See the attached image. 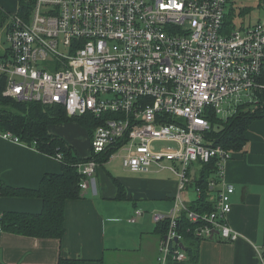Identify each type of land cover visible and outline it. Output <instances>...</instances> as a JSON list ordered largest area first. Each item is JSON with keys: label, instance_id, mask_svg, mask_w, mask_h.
Listing matches in <instances>:
<instances>
[{"label": "built area", "instance_id": "built-area-1", "mask_svg": "<svg viewBox=\"0 0 264 264\" xmlns=\"http://www.w3.org/2000/svg\"><path fill=\"white\" fill-rule=\"evenodd\" d=\"M238 2L35 0L28 14L11 12L0 24V98L58 105L101 123L93 159L76 165L81 194L94 184L97 157L110 162L118 151L125 172L154 168L176 178L172 209L152 214L157 225L167 222L154 264L187 261L191 242L239 239L227 222L234 188L224 180L233 153L206 139L211 115L255 112L264 92V25L224 28L226 6L234 11ZM0 137L23 144L11 132ZM213 159L206 195L213 210H190L182 193L192 186L200 197L195 182ZM142 214L136 209L128 222ZM183 218L193 225L189 239ZM257 260L264 264V246Z\"/></svg>", "mask_w": 264, "mask_h": 264}, {"label": "crops", "instance_id": "crops-1", "mask_svg": "<svg viewBox=\"0 0 264 264\" xmlns=\"http://www.w3.org/2000/svg\"><path fill=\"white\" fill-rule=\"evenodd\" d=\"M0 7L14 12L17 0H0ZM253 123L252 131L264 127ZM70 125L52 127L50 131L63 138L81 157H86L88 136L79 127L84 145L83 149L78 147L72 136L66 134ZM249 129L245 133L247 144L243 151L233 153L224 166V180L234 188L227 222L239 239L235 242L201 241L197 243L194 260L188 258L185 262L171 264H258L257 250L264 246V138L248 134ZM108 163L97 170L94 184L82 193L81 199L67 203L65 232L61 239H36L0 231V264H57L60 258L81 259L84 264H154L160 235L152 214H166L172 209L175 196L134 198L124 181L113 178L104 169ZM151 171L125 173L146 175ZM59 172L60 164L53 157L0 137V182L3 184L36 189L44 174ZM170 176L177 192V180ZM113 180L123 185L122 197L118 196ZM136 209L143 214L129 223ZM40 210L41 202L35 198L0 197V214H37Z\"/></svg>", "mask_w": 264, "mask_h": 264}, {"label": "trees", "instance_id": "trees-1", "mask_svg": "<svg viewBox=\"0 0 264 264\" xmlns=\"http://www.w3.org/2000/svg\"><path fill=\"white\" fill-rule=\"evenodd\" d=\"M35 0H17L18 13L28 14ZM249 10L239 8L237 12L229 10L224 16V28L227 33L235 29L233 18L244 16ZM9 12L0 7V24L9 16ZM264 83V71L259 80ZM259 106L255 112L238 111L223 120L211 115V130L206 139L212 147L220 146L231 153L243 151L247 144L245 133L256 120L264 121V92L259 96ZM76 123L88 136V155L81 157L75 149L63 138L51 133V128L59 125ZM99 120L90 115L69 117L64 108L58 105L44 106L39 103H24L6 98H0V133L11 132L26 146L53 158L59 155V173H47L40 179L36 189L12 188L0 182V197L38 199L41 210L37 214L4 212L0 214V231L36 239H61L64 232L65 207L67 203L81 199L79 189L81 176L77 172V164L93 159L90 145L95 129L100 126ZM218 130L214 131L215 126ZM110 154V152H109ZM99 167L108 162V155L97 157ZM216 159L200 168V175L195 182L201 190V195L190 203V210L196 212H211L212 203L207 201L209 182L216 177ZM122 197L124 188L113 180ZM217 181V180H216ZM183 233L187 239L190 234L187 229L193 225L182 221ZM167 222L157 225V233H166ZM187 254L191 260L196 258L197 243L191 242ZM57 264H84L81 259L60 258Z\"/></svg>", "mask_w": 264, "mask_h": 264}, {"label": "rangeland", "instance_id": "rangeland-1", "mask_svg": "<svg viewBox=\"0 0 264 264\" xmlns=\"http://www.w3.org/2000/svg\"><path fill=\"white\" fill-rule=\"evenodd\" d=\"M233 8L237 12L238 8L249 10L244 16H237L233 18V24L236 29L246 27L248 25H255L261 23L264 25V0H239L237 6ZM230 10V6H226L225 14ZM25 12L19 13L20 16ZM9 15V14H8ZM70 126L66 128V134L72 136V140L75 141L76 145L83 149L84 136L78 130L80 129L76 123H70ZM253 124L264 125V121H255ZM251 128V127H250ZM261 129V132H260ZM260 129L252 128L249 129L250 135H260L264 138V127ZM218 130L216 125L214 131ZM83 143V144H81ZM123 151L115 153V158L111 160L105 167L106 171L115 179L124 181L126 186L129 188V192L134 198H140L144 200L149 199H166L168 197H174L176 192L173 187V178L167 171H151L150 174L146 175H130L125 173L121 167V156ZM181 199L183 202L190 203L196 199L193 187L190 186L188 190L182 193ZM157 201V200H156Z\"/></svg>", "mask_w": 264, "mask_h": 264}]
</instances>
